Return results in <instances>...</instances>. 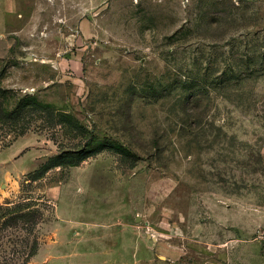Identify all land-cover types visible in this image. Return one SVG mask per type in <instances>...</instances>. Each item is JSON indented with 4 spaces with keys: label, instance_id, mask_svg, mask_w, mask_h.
Masks as SVG:
<instances>
[{
    "label": "rangeland",
    "instance_id": "rangeland-1",
    "mask_svg": "<svg viewBox=\"0 0 264 264\" xmlns=\"http://www.w3.org/2000/svg\"><path fill=\"white\" fill-rule=\"evenodd\" d=\"M235 237H264V0H0V264Z\"/></svg>",
    "mask_w": 264,
    "mask_h": 264
},
{
    "label": "crops",
    "instance_id": "crops-1",
    "mask_svg": "<svg viewBox=\"0 0 264 264\" xmlns=\"http://www.w3.org/2000/svg\"><path fill=\"white\" fill-rule=\"evenodd\" d=\"M204 264H264V237L234 238L211 244Z\"/></svg>",
    "mask_w": 264,
    "mask_h": 264
}]
</instances>
